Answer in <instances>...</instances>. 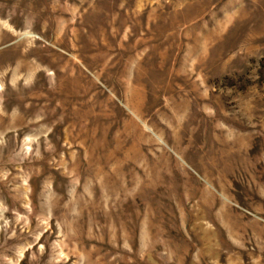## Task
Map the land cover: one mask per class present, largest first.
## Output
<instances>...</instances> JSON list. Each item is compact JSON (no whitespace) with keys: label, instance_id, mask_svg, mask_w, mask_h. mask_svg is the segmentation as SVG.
I'll list each match as a JSON object with an SVG mask.
<instances>
[{"label":"rangeland","instance_id":"1","mask_svg":"<svg viewBox=\"0 0 264 264\" xmlns=\"http://www.w3.org/2000/svg\"><path fill=\"white\" fill-rule=\"evenodd\" d=\"M0 264H264V0H0Z\"/></svg>","mask_w":264,"mask_h":264}]
</instances>
